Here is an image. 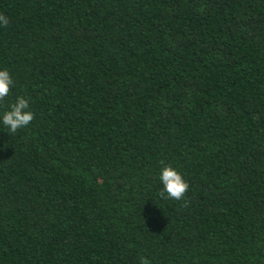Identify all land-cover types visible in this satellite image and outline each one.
<instances>
[{
    "label": "trees",
    "instance_id": "obj_1",
    "mask_svg": "<svg viewBox=\"0 0 264 264\" xmlns=\"http://www.w3.org/2000/svg\"><path fill=\"white\" fill-rule=\"evenodd\" d=\"M0 264H264V0H0ZM161 161L189 187L162 200Z\"/></svg>",
    "mask_w": 264,
    "mask_h": 264
},
{
    "label": "clouds",
    "instance_id": "obj_2",
    "mask_svg": "<svg viewBox=\"0 0 264 264\" xmlns=\"http://www.w3.org/2000/svg\"><path fill=\"white\" fill-rule=\"evenodd\" d=\"M8 23V17L0 13V27L7 26ZM12 84L10 71L6 67L0 68V102L9 96ZM33 118L30 99L24 95H17L7 108L0 111V126L6 128L8 133L15 134L27 127ZM156 179L159 182L158 195L162 200H181L189 187L179 169L164 161H161Z\"/></svg>",
    "mask_w": 264,
    "mask_h": 264
}]
</instances>
